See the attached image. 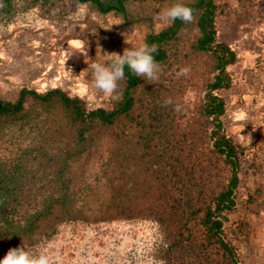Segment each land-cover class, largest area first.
<instances>
[{"label":"trees","instance_id":"1","mask_svg":"<svg viewBox=\"0 0 264 264\" xmlns=\"http://www.w3.org/2000/svg\"><path fill=\"white\" fill-rule=\"evenodd\" d=\"M75 1L95 8L100 20H122V28L145 27L144 43L155 44L159 49L155 59L162 69L160 79L149 84L126 66L125 79L110 96L108 107L90 110L82 99L61 89L46 93L23 89L13 101L0 96V259L10 248L36 247L37 237L48 223L57 216L65 218L73 203L75 164L102 143L106 148L95 161L99 170L90 175V187L100 184L103 197L121 204L118 214L112 217L119 220L128 214L142 216L154 209L158 215H170L174 227L186 220L167 251L174 255L172 264L184 263L183 254L175 256L173 248L187 246L194 239L204 253L212 256V264H241V243L248 237L244 233L253 232L248 220L253 216L256 198L240 183L238 174L255 172L260 155L254 147H242L222 133L226 100L218 95V90L231 88L233 77L228 69L240 57L228 44L217 42L215 25L219 18L230 15V9L217 6L214 0H183L194 10L195 21L184 24L176 20L167 25L161 22L163 26L157 29L160 21L157 22L156 14L175 0ZM237 1L244 10L255 0ZM0 3V17L17 15L18 4L48 15L57 8L68 15L65 12L70 6V0ZM254 18L257 19L255 15ZM193 32L197 36L194 35L191 51L197 49L204 55L213 51L219 72L213 79L208 76L205 66L210 56L206 57L205 66L201 65L199 69L203 70L197 75L201 82L208 80L207 102L199 107L195 91L189 89L193 72L199 71L194 66L197 60L191 59L192 54H182L184 41ZM263 60L259 58L258 64ZM183 67L190 69L188 75L177 77ZM167 100L172 103L163 106ZM194 107L196 112H191ZM194 113L195 118L206 116L201 118L200 131V120H187ZM208 126H212L210 132ZM198 132L200 146L196 145ZM177 133L181 140L169 145L168 137ZM164 159L169 167H176L182 160L193 178L216 172L220 182L226 179L225 188L210 198L198 195L195 208L185 219L186 210L183 208V212L177 203L178 195L167 191L161 177ZM195 194L190 193L191 197ZM93 196L98 199L96 194Z\"/></svg>","mask_w":264,"mask_h":264},{"label":"rangeland","instance_id":"2","mask_svg":"<svg viewBox=\"0 0 264 264\" xmlns=\"http://www.w3.org/2000/svg\"><path fill=\"white\" fill-rule=\"evenodd\" d=\"M214 2L217 6L230 9L227 18H219L216 22V40L228 44L240 57V61L228 69L233 77L231 88L218 90V95L226 100L222 133L242 147H254L256 154L260 155L256 159L255 172L238 174L240 183L256 198L253 216L247 219L253 234L244 233L248 237L241 243V264H264V63L257 62L259 58L264 59V0H255L252 6L244 10L237 0ZM69 5V12H65L68 15H64V11L60 13L58 8L48 15L42 10H29L18 4L17 15L0 17V96L13 101L23 89L40 93L61 89L71 97L82 99L89 110L108 107L110 96L95 89L90 64L106 63L110 59L107 54H122L126 47H138L144 43L146 29L122 28V20L117 19L100 20L95 8L75 0H70ZM156 25L157 29L163 26L161 22ZM192 34L184 41L186 48L182 54H192L191 59L197 60L194 66L199 71L193 72L189 89L195 91L194 97L199 107L207 102L208 80L201 82L197 75L203 70L199 68L205 66L204 59L210 56L205 69L209 71L211 79L219 72L215 68L213 51L206 55L197 49L191 51L196 32ZM69 50L72 52L70 56ZM86 59L90 60L85 63ZM191 112H196L195 107ZM195 115L187 120L191 121L192 117L200 120L197 127L200 131L203 129L201 118L205 119L206 116L199 119ZM211 128L208 126L209 132ZM171 129L175 130L174 127ZM249 134L251 141L246 137ZM180 135H170L167 140L169 145L178 143ZM199 135L198 132V138ZM199 142L200 138L197 146H200ZM105 148L104 144L98 143L91 150V155L89 152L76 162L71 211L67 212L65 218L57 216L48 223L38 235L39 244L36 247H23L34 254L48 255L51 264H172L174 255L167 251L171 239L178 236L186 220L182 219L176 228L170 215H158L154 209H149L150 212L142 216L128 214L119 220L112 217L118 214L121 204L103 197L100 184L90 187V175L99 170L95 167V161L100 159V153ZM181 154L179 151L178 155ZM165 159L161 177L167 191L178 195L177 203L186 210L185 219L195 208L198 195L210 198L225 188L226 179L220 182L216 172H204L193 178L192 173L189 174L182 165V160H178L176 167H169ZM155 167L160 169L159 165ZM203 182H206V186ZM192 191L196 192L193 197L190 195ZM95 194L98 199L93 196ZM229 217L233 219V214ZM173 253L175 256L177 253L183 254V264H196L197 261L212 264L213 261L211 255L196 245L195 239L187 246L173 248Z\"/></svg>","mask_w":264,"mask_h":264},{"label":"clouds","instance_id":"3","mask_svg":"<svg viewBox=\"0 0 264 264\" xmlns=\"http://www.w3.org/2000/svg\"><path fill=\"white\" fill-rule=\"evenodd\" d=\"M0 7H3L2 3ZM155 18L165 25L174 23L176 20L184 24L195 21L194 10L183 0H175L170 6L162 8ZM158 50L155 44L142 43L135 48H124L122 54L116 52L107 54L110 59L106 63L92 62L90 67L95 89L105 95H113L118 90L119 83L125 79L126 66L134 76L147 80L149 84L157 83L162 72L160 64L155 59ZM71 54L69 50L68 56ZM87 60L90 59H86L85 63ZM189 71V68L183 67L176 75L177 77L187 76ZM171 103V100H167L163 106ZM246 137L251 141V134ZM0 264H51V261L48 255L31 253L21 245L10 248L4 258L0 259Z\"/></svg>","mask_w":264,"mask_h":264}]
</instances>
